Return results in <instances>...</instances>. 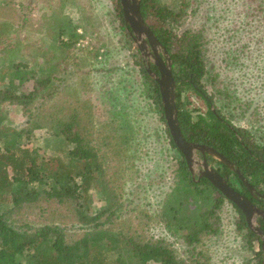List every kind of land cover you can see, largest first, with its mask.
I'll use <instances>...</instances> for the list:
<instances>
[{"label":"trees","instance_id":"obj_1","mask_svg":"<svg viewBox=\"0 0 264 264\" xmlns=\"http://www.w3.org/2000/svg\"><path fill=\"white\" fill-rule=\"evenodd\" d=\"M4 1L0 0V264H206L204 255L201 251L196 252V247L202 239L218 234L219 213L226 200L207 179L190 174L167 129L169 144L180 159L159 217L170 235L176 236L178 232L186 246L191 248L190 260L179 258L163 239L145 240L140 235H134L124 245H111V238L108 231L103 229V224L93 223L100 219L101 214L89 216L81 213L79 200L87 198L94 181L98 182L95 188L110 196L107 197L109 202L116 197L115 189L108 186L110 181H105L106 154L112 153L117 162H121V157H126L133 140V127L123 106H119L118 101L115 104L114 92L111 94L108 90L103 93L109 101L107 109L103 99L97 98V103L93 105L88 97L90 70L86 68L90 67L89 56H97L99 48L78 49L76 59L70 65L76 74L75 81L66 82L65 76L69 74L65 67L67 61L64 62L67 50H75L74 43L85 35L84 32L79 34L77 29L84 31L86 27L83 22H90L85 18L81 24L75 23L73 26L68 18L62 16L63 6H74L72 0H60V10L43 18L42 31L26 38L20 37L23 23L18 25L9 12L6 15L2 13ZM115 9L125 36L132 37L124 23L119 0ZM140 14L170 59L171 74L176 85L177 120L183 138L187 142L216 150L264 198V149L256 146L245 129L236 128L225 120L214 108L212 96L206 94L203 79L207 67L200 31L189 30L180 37L173 35L170 24L177 15L162 16L154 0H141ZM155 19L159 21L151 24V20ZM89 34L91 40L96 42L94 37L97 32ZM26 40L30 41L24 42ZM138 67L148 88L145 94L152 100L160 120L166 124L158 85L148 73L149 68L158 74L156 67L144 58H140ZM29 72L32 73L31 77H23ZM186 91L205 103L209 122L206 119L193 121L181 98ZM2 103L20 108L26 115L23 127L17 129L6 119ZM99 108L105 117L97 123ZM36 132H42L49 141L59 140L65 149L66 161L42 159L35 149L26 148ZM219 165L223 170L220 175L228 181L227 176L232 174L241 190L235 189L228 181L230 186L251 203L259 202L264 206V199L250 197L238 176L225 165ZM116 172L114 170L113 174ZM190 199L204 202V207L189 222L178 217L177 213L182 210V204ZM73 201V209L81 216L79 222L93 224L92 231L79 241L66 242L62 229L56 224H46L33 233H27L13 228L9 222L12 213L16 217L24 208ZM230 204L239 215L237 228L245 230L244 240L260 243L257 234L248 229L241 211ZM111 205L114 206V203ZM111 236L116 238L115 235ZM248 246L252 249V245ZM113 251L117 256L109 262L106 253ZM256 254L257 264H263L262 250ZM21 258L24 262H21Z\"/></svg>","mask_w":264,"mask_h":264},{"label":"rangeland","instance_id":"obj_2","mask_svg":"<svg viewBox=\"0 0 264 264\" xmlns=\"http://www.w3.org/2000/svg\"><path fill=\"white\" fill-rule=\"evenodd\" d=\"M59 1L5 0L1 8L2 13L6 15L9 12L18 25L23 23L20 37L26 38L42 31L43 18L60 10ZM72 1L73 7H62V16L68 18L73 26L75 23L81 24L85 18L90 22H83L86 27L84 31L77 29L79 34L84 32L86 36L83 35L74 43L75 50H67L64 62L67 61L65 67L69 74L65 76L66 82L75 81L76 74L70 65L76 59L78 49L99 48L97 56H89L90 67L86 68L90 70L88 97L93 105L97 103V98L103 99L107 109L109 101L104 98L103 93L108 90L111 94L114 92L115 104L118 101L119 106H123L133 127V140L126 151V157H121L122 161L117 162L112 153L106 154L105 181H110L108 186L115 189L116 197L109 202L107 197L110 196L95 188L98 182L94 181L87 198L79 200L80 211L89 216L101 214L100 219L93 223L103 224V229L108 231L111 238V245H124L134 235H140L145 240L163 239L179 258L190 260L191 248L186 246L178 232L176 236L170 235L159 217V210L176 177L180 156L170 146L167 126L160 120L152 100L145 94L148 88L138 67V62L143 57L132 37L127 38L120 25L119 16L115 12L118 0ZM154 2L161 9L162 16L177 15L171 19L173 35L180 37L189 30L200 31L207 67V74L203 79L206 94L212 96L214 108L225 120L236 128L245 129L256 146L264 149V0ZM158 21L151 20V24ZM89 32H97L94 37L96 42L91 40ZM147 61L152 63L151 59ZM31 76V72L23 75ZM181 98L193 121L206 119L209 122L202 99L190 91L182 93ZM2 107L6 119L17 129L25 125L26 115L19 107L6 103H2ZM100 109L96 113H99L97 123L105 117ZM25 147L35 149L39 158L66 161L65 149L59 140L49 141L42 132H36L34 139ZM194 159L201 162L198 152H195ZM210 159L208 165L223 173L219 162ZM199 169V166H194V176H198ZM114 170H117L115 174ZM227 178L235 189L241 190L232 174ZM73 206L74 201L61 205L41 204L34 208H24L16 217L12 213L9 222L13 228L27 233H33L46 224H56L62 229L66 242H75L92 231L93 224L79 222L81 216ZM203 207L204 202L190 199L182 204V210L177 216L190 222V218H194ZM219 216L218 234L202 239L197 244L196 252H202L206 264H257L256 252L260 253L261 245L257 241L249 243L244 240L245 230L237 228L239 215L228 201L223 203ZM248 245H252V249ZM116 256L115 251L107 252L106 260L110 262ZM20 260L22 262L23 258Z\"/></svg>","mask_w":264,"mask_h":264},{"label":"water","instance_id":"obj_3","mask_svg":"<svg viewBox=\"0 0 264 264\" xmlns=\"http://www.w3.org/2000/svg\"><path fill=\"white\" fill-rule=\"evenodd\" d=\"M140 1L119 0L124 23L130 30L132 40L138 51L144 59H151L157 68L158 74L151 72L149 68L148 73L158 85L164 120L174 145L182 154L190 174L194 176V166H199L198 176L207 179L226 201L232 203L241 211L250 231L259 236H264V231L255 225V219H259L264 223V210L257 208L246 196L230 186L219 172L208 165L205 156L207 155L220 164L225 165L228 170L236 174L251 196L256 195L264 199L263 196L255 192L239 171L234 168V165L216 150L204 145L187 142L183 138L177 120V109L175 106L176 85L171 74V62L166 51L162 50L161 45L143 21L140 14ZM195 152L203 156V160L200 163L194 159ZM262 249L264 250V243Z\"/></svg>","mask_w":264,"mask_h":264},{"label":"flooded vegetation","instance_id":"obj_4","mask_svg":"<svg viewBox=\"0 0 264 264\" xmlns=\"http://www.w3.org/2000/svg\"><path fill=\"white\" fill-rule=\"evenodd\" d=\"M154 65V64H153ZM155 66V65H154ZM156 67V66H155ZM156 70H157V68H156ZM199 154V153H198ZM200 155V154H199ZM200 158H201V161L203 160V156H201L200 155ZM205 160H206V162L208 163L209 161H210V159L208 158L207 159V155L205 156ZM249 196L250 197H252L253 199H256L257 200V197H259V196H251L250 194H249ZM251 202V201H250ZM253 204V203H252ZM253 205H255L257 208H259V209H262V210H264V206L261 204V203H257V204H253ZM256 220V223H257V226L261 229V230H263L264 231V223L261 221V220H259V219H255ZM258 237H259V240H260V245H261V248H262V245H263V243H264V236H259V235H257ZM262 251H263V254H262V263L264 264V250L262 249Z\"/></svg>","mask_w":264,"mask_h":264}]
</instances>
